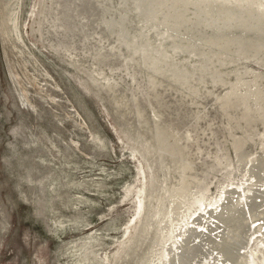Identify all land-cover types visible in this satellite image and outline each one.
I'll return each instance as SVG.
<instances>
[{"label": "rangeland", "instance_id": "rangeland-1", "mask_svg": "<svg viewBox=\"0 0 264 264\" xmlns=\"http://www.w3.org/2000/svg\"><path fill=\"white\" fill-rule=\"evenodd\" d=\"M157 1L144 25L155 21L157 31H163L161 47L167 45L169 58L191 84L202 89L198 92L194 84L190 87L195 89V99L190 94L188 97L187 91H179L168 75L157 76L158 87L149 90L147 69L128 58L131 50L117 32L119 27L129 30L130 36L139 31L138 19L130 11L133 0H0V264H161L159 256L166 253L163 246L175 247L182 239L181 230L195 227L209 233V227L217 222L213 214L219 207L212 216L210 211L216 208L214 201L220 195L226 194L228 198L222 200L235 204L234 195L237 191L241 194L248 183L251 197L264 189V170L256 173L250 166L260 156L264 162V120L242 134L241 126L227 122L237 119V111L231 112L235 118L225 117L216 100L226 90L240 95L244 92V98L238 96L239 106L247 101L251 106L264 103V86L259 85V81L264 82V47L257 52L237 48L236 40L246 37L251 29L238 28L234 22V30L225 28L223 14L214 4H208L207 12L216 18L208 19L205 12V21L197 19L201 5L195 6L200 10L192 12V6L187 12L185 0H175L174 4ZM253 1L235 0L244 4ZM180 11L188 14L181 12V17ZM124 13L128 19L122 21ZM111 18L116 24L114 33L105 31V22ZM198 24L201 29H196ZM126 41L131 47L128 37ZM216 44L220 51H216ZM248 69L250 75L254 73L252 80ZM152 90L161 97L152 96ZM239 106L237 110L242 108ZM155 122L164 124L174 135L172 140L183 148V164L189 167L184 171L185 183L191 191L185 201L191 206L182 207L188 217L184 227L174 224L172 231L167 226L154 241L151 230L156 229L160 217H172L171 201L183 197L173 192L181 180L171 154L165 153L163 162L158 157ZM236 138L243 141L240 149L232 142ZM228 188V192L237 190L227 194ZM257 197L253 198L258 202ZM250 228L242 253L251 258L249 264H259L264 259V224L252 221ZM142 251L147 254L145 261L140 259ZM218 256L208 253L197 264H221Z\"/></svg>", "mask_w": 264, "mask_h": 264}, {"label": "bare ground", "instance_id": "bare-ground-1", "mask_svg": "<svg viewBox=\"0 0 264 264\" xmlns=\"http://www.w3.org/2000/svg\"><path fill=\"white\" fill-rule=\"evenodd\" d=\"M125 1H127V0H125ZM131 2H132V0H130ZM134 2L131 4V8H130V11L132 12V14L133 15H135V17H136V19H138L137 20V23L140 25V28H139V31L137 32V34H135L134 36H130L129 34H128V32H129V30L126 32L125 31V29L123 30V28L121 29L120 27H119V30H118V32H117V34H118V36H119V38L121 37V35L125 38L124 39V42L126 43V45H127V47L128 48H130V50H131V55H130V57H128V58H130V60H132V62H134V64H136L137 66H139V67H142V68H144V69H147V83L149 84V86H147L148 88H149V90H151V89H154V87L157 85V83H158V78L159 77H157V76H167V78H169L172 82H175L180 88H179V91H181L182 92V89L183 90H185V92L187 91L188 92V97H189V94H190V97L191 98H193V99H195V98H197V97H195L194 98V96H193V94H194V90H192V88H190L193 84H194V82H193V84H191L190 82H189V78H187L186 77V74L185 73H181V71L179 70V68L180 67H178V64L175 62H173L170 58H169V56L170 55H168V52L167 51H165V49H167L166 47H167V45H166V47L165 48H163V46L161 47V44L160 43H162L161 42V39L164 37L163 36V31L162 32H158L157 31V25H156V23H155V18H151V21H154V22H152V23H148V24H145L144 25V20H145V16L146 15H148V17H149V15H150V10H153L154 8H156L155 7V4H157V3H159L157 0H137V1H135V0H133ZM161 1H163V0H161ZM165 1V0H164ZM166 1H168V4L170 3V4H174L173 2L175 1V0H166ZM176 1H178V0H176ZM175 1V2H176ZM183 1V0H182ZM187 3L186 4H188L185 8H186V10L185 11H187V9H190V8H192V6L193 7H195V6H198V5H201L200 7H201V10H200V7H195L193 10H191L192 12H195L196 10H200L199 11V15H198V18L197 19H199L200 18V20H202V18L204 19L205 17H203V15L205 16V12H207V9H209L208 8V4H214V5H216V7H215V9L217 10V12L218 11H220L222 14H223V16H221V19H222V17H224V26H225V28H227V29H231V26L232 25H234L233 24V22L234 23H236L235 25H236V27H238V28H250L251 29V32H247V36L246 37H243V38H241V39H237V37H236V41H237V43H238V46H237V48H241V49H245V50H247V51H252V50H254L255 52H257V50L258 49H260V48H263L264 47V0H254L253 2H250V3H246V4H244V3H237V2H235V0H198V1H196V2H194L193 3V0H185ZM200 1H201V3H200ZM130 2V3H131ZM179 2V1H178ZM129 3V4H130ZM178 4V3H177ZM144 5V8L142 7ZM163 5V4H162ZM167 5V4H166ZM130 6V5H129ZM169 6V5H168ZM168 6H166V7H168ZM173 6L174 5H172V9L174 10V8H175V6H176V4H175V6H174V8H173ZM181 6V5H180ZM160 7V6H159ZM183 7V6H182ZM125 8V7H124ZM179 8H181V7H179ZM196 8H198V9H196ZM155 10V9H154ZM157 10V9H156ZM165 10V9H164ZM180 10V9H179ZM182 10H184V8L182 9ZM125 11H127L126 13H128L129 11L126 9ZM161 11H162V8H161ZM177 11V10H176ZM102 12V11H101ZM169 12V11H168ZM183 13V15L184 16H186V14H188V13H186V14H184L185 12H183V11H180V13ZM188 12V11H187ZM190 12V11H189ZM213 12V11H212ZM216 12V13H217ZM220 12H218V13H220ZM161 13V12H160ZM164 13V12H163ZM170 13V12H169ZM173 13V12H172ZM179 13V12H178ZM178 13H177V15H178ZM182 13L181 14H179L180 16L182 15ZM202 13V14H201ZM208 14V19H210V20H214L215 18H216V15L214 16L213 15V13L212 14H210V11H208L207 12ZM67 14V13H66ZM154 14H155V12H154ZM244 14H246L245 16V18L243 17V15ZM163 15V14H162ZM161 15V16H162ZM166 15V14H165ZM164 15V16H165ZM170 15V14H169ZM176 15V16H177ZM178 15V16H179ZM193 15H194V13H193ZM195 15H196V13H195ZM154 16V15H153ZM172 16H173V14H172ZM175 16V15H174ZM188 16H190V15H188ZM187 16V17H188ZM171 17V16H170ZM182 17V16H181ZM194 17V16H193ZM193 17L191 18V19H193ZM159 18H161V17H159ZM183 18H185V17H183ZM207 18V17H206ZM205 18V19H206ZM112 19V20H111ZM111 19H109V20H107L106 22H105V26H106V29H105V31H110V33H112L113 32V27H115L116 26V24L113 22L114 20H113V18H111ZM122 21L123 20H125V19H128L127 18V15L124 13L123 14V16H122ZM154 19V20H153ZM158 19V18H157ZM163 19H164V17H163ZM190 19V20H191ZM195 19V18H194ZM196 19V20H197ZM246 19H247V21H246ZM250 19V20H249ZM104 20V19H103ZM160 20V19H159ZM158 20V21H159ZM167 20V19H166ZM176 20H177V18H176ZM162 21V20H161ZM161 21H159V22H161ZM192 21V20H191ZM205 21H207V19L205 20ZM212 21H211V23H212ZM219 21V20H218ZM251 21H252V23H251ZM116 22V21H115ZM164 22V21H163ZM176 22V21H175ZM183 22V21H182ZM186 22V21H185ZM193 22V21H192ZM202 22V21H201ZM210 22V21H209ZM228 22V23H227ZM120 23V22H119ZM162 23V22H161ZM168 23V22H167ZM200 23V22H199ZM203 23V22H202ZM216 23H217V21H216ZM220 23H222V22H220ZM173 24V23H172ZM190 24V23H189ZM206 24V23H205ZM115 25V26H114ZM123 25V24H122ZM159 25V24H158ZM169 25V24H168ZM171 25V24H170ZM191 25V24H190ZM189 25V26H190ZM194 25V24H193ZM202 25V24H201ZM212 25H213V23H212ZM217 25H218V23H217ZM163 26V25H162ZM179 26V25H178ZM184 27H185V24L183 25ZM188 26V25H187ZM195 26V25H194ZM197 26V25H196ZM198 26H199V24H198ZM219 26V25H218ZM165 27H166V25H165ZM173 27V26H172ZM182 27V26H181ZM191 27V26H190ZM193 27V26H192ZM192 27H191V29H192ZM200 27V28H199ZM199 27H197L196 29H201V26H199ZM206 27V26H205ZM209 27V26H208ZM216 27V26H215ZM215 27H214V29H215ZM220 27V26H219ZM118 28V27H117ZM116 28V29H117ZM212 28V27H211ZM218 28V27H217ZM223 28V27H222ZM104 29V28H103ZM167 29H169L168 28V26H167ZM195 29V28H194ZM203 29V28H202ZM236 29V28H235ZM159 30V29H158ZM161 30V29H160ZM163 30H164V28H163ZM193 30V29H192ZM204 30V29H203ZM212 30H213V28H212ZM219 30V29H218ZM232 30H234V29H231L230 31H232ZM152 31H154V33L152 32ZM165 31V30H164ZM183 31V30H182ZM182 31H181V33H182ZM186 31H187V29H186ZM208 30H206L205 31V33L207 32ZM228 31V30H227ZM240 31V30H239ZM238 30H237V32H239ZM115 32V33H116ZM169 32V31H168ZM188 32V31H187ZM200 32V31H199ZM204 32V31H203ZM211 32V31H210ZM220 32V31H219ZM236 32V31H235ZM114 33V32H113ZM132 33V32H131ZM166 34H167V32H165ZM197 33V32H196ZM202 33V32H201ZM200 33V34H201ZM218 33V32H217ZM244 33V32H243ZM165 34V35H166ZM169 34V33H168ZM174 34V33H173ZM188 34H189V32H188ZM191 34H192V32H191ZM214 34H216L215 32H214ZM222 34V33H221ZM226 34V33H225ZM235 34V33H234ZM240 34L241 33H239V36H240ZM149 35H151L150 37H149ZM198 35H199V33H198ZM204 34H202V36H203ZM206 35H207V33H206ZM210 35V34H209ZM213 35V34H212ZM217 35V34H216ZM219 35V34H218ZM229 35V34H228ZM246 35V34H245ZM174 36V35H173ZM172 36V37H173ZM180 36V35H179ZM230 36H231V34H230ZM244 36V35H243ZM128 37V42L130 43V45H131V47L129 46V44L127 43V41H126V38ZM171 37V38H172ZM192 37H193V35H192ZM197 37V36H196ZM199 37V36H198ZM222 37V36H221ZM220 37V38H221ZM234 37H235V35H234ZM242 37V36H241ZM131 38V39H130ZM180 38H182V36L180 37ZM185 38V37H184ZM206 38H208V37H206ZM211 38V37H210ZM175 39V38H174ZM197 39V38H196ZM195 39V37H194V40H196ZM235 39V38H234ZM234 39H232V40H234ZM167 40V39H166ZM171 40V39H170ZM192 40V39H191ZM198 40V39H197ZM200 40V39H199ZM203 40V39H202ZM218 40V39H217ZM225 40V39H224ZM223 39H222V41H224ZM229 40V39H228ZM231 40V39H230ZM171 41H174V40H171ZM190 41V40H189ZM193 41V40H192ZM204 41V40H203ZM214 41V40H213ZM81 42V41H80ZM163 42H164V40H163ZM175 42H176V40H175ZM179 41H177L176 43H178ZM197 42V41H196ZM196 42H195V44H196ZM208 42V41H207ZM209 42H210V40H209ZM234 42V41H233ZM172 44H173V42H171ZM181 44H184L185 42H180ZM179 43V44H180ZM189 43V42H188ZM200 43V42H199ZM216 43H218V42H216ZM121 44V41H120V43L118 44V45H120ZM180 44V45H181ZM190 44H194V43H191L190 42ZM207 44V43H206ZM204 45V47L205 46H207V47H209L208 45ZM210 44V43H209ZM212 44V43H211ZM199 45V44H198ZM202 45V44H201ZM203 45L201 46V47H203ZM215 45V44H214ZM233 45V44H232ZM231 45V46H232ZM171 46H173V45H171ZM171 46H169V47H171ZM176 47H177V45H175ZM179 46V45H178ZM184 46V45H183ZM213 46V45H212ZM216 46H217V44H216ZM219 46H222V45H219ZM226 46V45H225ZM235 46V45H234ZM187 47V46H186ZM192 47V46H191ZM195 47V46H194ZM197 48L196 49H198V47L199 46H196ZM215 46H213V48H214ZM223 47V46H222ZM183 48V47H182ZM210 48V47H209ZM212 48V49H213ZM217 48H218V46H217ZM216 48V49H217ZM224 48V47H223ZM229 48H231V47H229ZM236 47H235V49H237ZM171 49V48H170ZM172 49H173V47H172ZM181 49V48H180ZM193 49V48H192ZM227 49V48H226ZM264 49V48H263ZM112 50V49H111ZM168 50V49H167ZM211 50V49H210ZM214 50V49H213ZM225 50V49H224ZM230 50V49H229ZM175 51V50H174ZM181 51H182V49H181ZM180 51V52H181ZM198 51V54L200 55V51L199 50H197ZM196 51V52H197ZM208 52H209V50H207ZM216 51H220L219 50V48H218V50H216ZM222 51V50H221ZM235 51V50H234ZM242 50H240L239 52H241ZM244 51V50H243ZM260 51H261V49H260ZM177 52H178V50H177ZM188 52V51H187ZM186 52V53H187ZM206 52V51H205ZM227 52V51H226ZM233 52V51H232ZM238 52V53H239ZM262 53L264 52V50L263 51H261ZM140 53V54H139ZM171 53V52H170ZM183 53V52H182ZM185 53V52H184ZM222 53V52H221ZM223 53H224V51H223ZM254 53V52H253ZM172 54V53H171ZM190 54V53H189ZM192 54V53H191ZM195 54V53H194ZM204 54V53H203ZM217 54H218V52H217ZM226 54V53H225ZM231 54V53H230ZM233 54V53H232ZM249 54V53H248ZM260 54V53H259ZM138 55V57H136ZM173 55V54H172ZM171 55V56H172ZM186 55H188V54H186ZM185 55V56H186ZM209 55V54H208ZM234 55V54H233ZM233 55H232V57H233ZM242 55H243V53H242ZM250 55V54H249ZM255 55H256V53H255ZM176 56V55H175ZM174 56V57H175ZM190 56V55H189ZM206 56V55H205ZM204 56V57H205ZM210 56V55H209ZM215 56V55H214ZM218 56V55H217ZM235 57H236V55H234ZM261 56V55H260ZM177 57V56H176ZM175 57V58H176ZM191 57V56H190ZM189 57V58H190ZM226 57V56H225ZM228 57V56H227ZM230 57V56H229ZM228 57V58H229ZM231 57V58H232ZM234 57V58H235ZM255 57V56H254ZM128 58H127V60H128ZM136 58V59H135ZM173 58V57H172ZM198 57H196V59H197ZM216 58V57H215ZM221 58V57H220ZM233 58V59H234ZM236 58H241V57H236ZM235 58V59H236ZM257 58H258V56H257ZM264 57L262 56V59H263ZM195 59V60H196ZM208 59V58H207ZM225 59V58H224ZM247 59V58H246ZM129 60V61H130ZM178 59H176L175 61H177ZM188 60V59H187ZM190 60H191V58H190ZM202 60V59H201ZM212 60V59H211ZM215 60V59H214ZM243 60V59H242ZM251 60V59H250ZM256 60V59H255ZM179 61V60H178ZM184 61H186V60H184ZM213 61V60H212ZM226 61V60H225ZM227 61H228V59H227ZM229 61H230V59H229ZM237 61H238V59H237ZM244 61V60H243ZM245 61H247V60H245ZM249 61V60H248ZM260 61V60H259ZM186 62H188V61H186ZM185 62V63H186ZM189 62H191V61H189ZM188 62V63H189ZM202 62V61H201ZM207 62V61H206ZM220 62V61H219ZM236 62V61H235ZM179 63V62H178ZM180 63H182V62H180ZM179 63V65H181ZM194 63V62H193ZM214 63V62H213ZM220 63H222V62H220ZM233 63V62H232ZM238 63V62H237ZM243 63V62H242ZM259 63V62H258ZM262 63V62H261ZM192 64V63H191ZM200 64V63H199ZM207 64V63H206ZM225 64V63H224ZM228 64V63H227ZM190 65V64H189ZM194 65H196V64H194ZM194 65H191V66H194ZM211 65H213V67H216V66H214V64H211ZM215 65H216V63H215ZM236 65V64H235ZM234 65V66H235ZM238 65H239V63H238ZM237 65V66H238ZM168 66H169V68H168ZM182 66H184V65H182ZM191 66H190V68H191ZM208 66V65H207ZM219 66V65H218ZM221 66V65H220ZM223 66V65H222ZM228 66V65H227ZM226 66V67H227ZM230 66V65H229ZM228 66V67H229ZM231 66H232V64H231ZM230 66V67H231ZM234 66H232V67H234ZM167 67V68H166ZM186 67H189V66H187V64H186ZM186 67L184 68V69H186ZM196 67V66H195ZM204 67V66H203ZM206 67V66H205ZM209 67V66H208ZM225 67V66H224ZM199 68H200V66H199ZM210 68H212L211 66H210ZM219 68V67H218ZM238 69H239V66L237 67ZM242 68H245V67H243V66H241V68L240 69H242ZM192 69V68H191ZM198 69V68H197ZM201 69H203V68H201ZM205 69V68H204ZM203 69V70H204ZM214 69V68H213ZM220 69V68H219ZM222 69V68H221ZM183 70V69H182ZM193 70H194V68H193ZM200 70V69H199ZM206 70V69H205ZM217 70V69H216ZM231 70H233V69H231ZM245 69H243V71H244ZM192 71V70H191ZM195 71V70H194ZM242 71V72H243ZM246 71H248V73H249V75H250V70L248 69V70H246ZM253 71V70H252ZM169 72H171V73H169ZM187 72H188V70H187ZM196 72V71H195ZM211 72V71H210ZM234 72H235V70H234ZM239 72H241V71H239ZM241 72V73H242ZM256 72V71H255ZM190 73V72H189ZM199 73V72H198ZM205 73V72H204ZM218 73V72H217ZM241 73H240V75H241ZM244 73V72H243ZM242 73V74H243ZM248 73L246 74V75H248ZM260 73H262V72H260ZM197 73H195V75H196ZM229 74V73H228ZM252 74H254V73H251V75ZM257 75H258V73H256ZM188 75H190V74H188ZM205 75V74H204ZM220 75V74H219ZM226 75V74H225ZM237 75H239V73L237 74ZM237 75H236V77H237ZM250 75V76H251ZM260 75V74H259ZM263 75V74H262ZM208 76V75H207ZM213 76H214V74H213ZM242 76V75H241ZM243 76H245V75H243ZM156 77H157V79H156ZM192 78H193V76H191ZM203 77V76H202ZM201 77V78H202ZM206 77V76H205ZM226 77V76H225ZM252 77L253 76H251V78H249V79H251L252 80ZM261 77V76H260ZM191 78V79H192ZM195 78H196V76H195ZM214 78V77H213ZM228 78H229V76H228ZM240 78V77H239ZM243 78V77H242ZM259 78V77H258ZM197 79V78H196ZM208 79V78H207ZM226 79H227V77H226ZM232 79H233V77H232ZM248 79V80H249ZM256 79V78H255ZM261 79H264V78H261ZM260 79V80H261ZM194 80V79H193ZM201 80H203V79H201ZM220 80V79H219ZM225 80V79H224ZM224 80H222V81H224ZM241 80V79H240ZM239 80V81H240ZM171 81H169V82H171ZM192 81V80H191ZM221 81V80H220ZM226 81V80H225ZM236 81V78H235V80H234V82ZM242 81V80H241ZM244 81H246L245 79H244ZM197 82H199V81H197ZM211 82H213V80L211 81ZM214 82H215V80H214ZM233 82V81H232ZM251 82V81H250ZM253 82H254V80H253ZM253 82H252V84H253ZM256 82H258L257 80H256ZM256 82H255V84H256ZM163 83V82H162ZM203 83V82H202ZM224 83V82H223ZM227 83V82H226ZM231 83V81L229 82V84ZM249 83V82H248ZM264 83V82H263ZM262 83V84H263ZM147 84V85H148ZM196 84V83H195ZM193 85L194 87L195 86H199V84L198 85ZM208 84H210V83H208ZM217 84H219V83H217ZM221 84V83H220ZM238 84V81H237V83H236V85ZM242 84V83H241ZM261 83H260V81H259V85H261V87L262 86H264V84L262 85ZM200 85H202V84H200ZM207 85V84H206ZM212 85V84H211ZM227 85V84H226ZM232 85V84H231ZM235 85V86H236ZM239 85H240V83H239ZM245 85H247V84H245ZM192 86V87H193ZM213 86V85H212ZM223 86V85H222ZM230 86V85H229ZM238 86V85H237ZM241 86V85H240ZM244 85H242V87H243ZM257 85H255L254 87H256ZM111 87V86H110ZM156 87H158V86H156ZM193 87V88H194ZM239 87V86H238ZM237 87V88H238ZM246 86H244V88H245ZM251 87V86H250ZM253 86H252V88H254ZM258 88H259V86H257ZM256 87V88H257ZM195 88H198V87H195ZM205 88V87H204ZM213 88V87H212ZM228 88H230V87H228ZM236 88V89H237ZM240 88V87H239ZM247 88V87H246ZM257 88V89H258ZM199 90H198V92L200 91V89L201 88H198ZM231 89V91L233 92V89L232 88H230ZM250 88H248L247 90H249ZM256 89V90H257ZM202 90V89H201ZM208 90V89H207ZM229 90V89H228ZM235 90V89H234ZM253 90V89H252ZM260 90V89H259ZM264 90V89H263ZM262 90V91H263ZM153 91V90H152ZM151 91V92H152ZM209 91V90H208ZM235 91H237V90H235ZM243 91H245V90H243ZM242 91V92H243ZM251 90H249V93L251 94V92H250ZM261 91V92H262ZM150 92V94L152 95V96H154V97H156L157 99H159V97H161V96H159L157 93H155L154 91V94H153V92L151 93ZM157 92V91H156ZM204 92V91H203ZM202 92V93H203ZM210 92V91H209ZM228 92V91H227ZM226 92V90H225V93L221 96V97H219V98H217L216 100H219V104L221 105V108L220 109H222V113H223V115L226 117V116H231V117H234L232 114H231V112L232 111H237L236 112V116H237V119L236 120H232V119H227V122H229L228 124H233V126H237L238 127V125L239 126H241V128H242V134H244L245 132H246V130L247 129H250V131L251 130H253L251 127L252 126H254V124L256 123V122H258V121H262V120H264V103H262V104H258V105H256L255 103V105H253V106H251V105H247L248 104V101L246 102V104L242 107L241 105V107L242 108H240V110H237V106H239V101H241V100H239L240 98L238 97V96H241V97H243L245 94H244V92H243V94H238L237 92V94H233V93H227ZM230 92V91H229ZM240 92V91H239ZM246 92H248V91H246ZM193 93V94H192ZM206 93V92H205ZM235 93V92H234ZM257 93V92H256ZM263 93V92H262ZM162 94V93H161ZM182 94V93H181ZM184 94H186V93H184ZM198 94V93H197ZM196 94V95H197ZM204 94V93H203ZM203 94H201L200 95V97L203 95ZM249 94V95H250ZM187 95V94H186ZM192 95V96H191ZM205 95V94H204ZM203 95V96H204ZM207 95V94H206ZM212 95V94H211ZM215 95H217V94H215ZM256 95V94H255ZM261 95V94H260ZM264 95V94H263ZM263 95H262V97H263ZM257 96V95H256ZM199 97V96H198ZM218 97V96H217ZM251 97H253V95H251ZM262 97H260L259 99H261ZM203 98V97H202ZM212 98V97H211ZM239 98V99H238ZM244 98V97H243ZM264 98V97H263ZM161 99V98H160ZM190 99V98H189ZM247 99V98H246ZM252 99V98H251ZM258 99V98H257ZM257 99H255V100H257ZM190 100H192V99H190ZM202 100V99H201ZM245 100V99H244ZM243 100V101H244ZM264 100V99H263ZM160 101V100H159ZM194 102H195V100H194ZM249 102H251V100L249 101ZM256 102H258V100L256 101ZM264 102V101H263ZM243 102H241V104H242ZM163 104V103H162ZM250 104V103H249ZM253 104V103H252ZM139 104H137L136 103V108H138L139 109V106H138ZM166 106V105H165ZM239 106V107H240ZM141 110V109H140ZM139 111V110H138ZM141 112V111H140ZM142 114V113H141ZM256 114V115H255ZM139 115V114H138ZM157 116V115H156ZM194 117V116H193ZM201 117V116H200ZM199 117V118H200ZM141 118V117H140ZM139 118V119H140ZM235 118V117H234ZM224 119V118H223ZM157 120H159V119H157ZM225 121H226V119H224ZM141 122V121H140ZM142 123H143V121H142ZM260 123V122H259ZM256 125V124H255ZM259 125V124H258ZM263 125V124H262ZM145 126V125H144ZM255 129V128H254ZM257 130V129H256ZM255 130V131H256ZM254 132V131H253ZM153 133H154V137L156 138L155 139V141L157 142V144H158V146H157V154H158V157H159V159H160V161L161 162H163L164 161V156L166 157V155L168 154H171V159L174 161V162H172V164H173V167L175 166L176 168H177V172L176 173H178L177 175H180V180H181V183H180V185H179V187L177 188V189H175V190H173V192L174 191H176L177 193H180L183 197L182 198H180V199H177L176 197V199H174V200H172L171 201V204H172V206H171V216L172 217H168V216H162V217H160V219H159V221H158V224H157V226H156V229L154 230H151L152 232L151 233H153L154 234V236H151V240H159L160 239V237H161V232H163V230H165L166 228H167V226L169 227V229L170 230H174L173 229V227H174V224H175V227H176V225L178 226V225H182V227H184V224H182V223H185L187 220H188V217H187V215L185 214L184 215V208H182L183 206L185 207H189V206H191V204H189L187 201H185V199H187L188 197H187V193H190L191 194V191H189L188 192V189H187V185H186V183H185V178H187V175L186 174H184V171H186L187 169H189V167L188 166H184V164H183V155H182V150H183V148L182 147H180L179 145H177L176 143H175V141L174 140H172L173 139V137H174V135L173 134H170L167 130H166V126L164 125V124H160V123H156L155 122V124H154V128H153ZM247 133V132H246ZM252 135V134H251ZM240 136V135H239ZM250 136V135H249ZM255 136V135H254ZM241 137H243V136H241ZM240 137V138H241ZM248 136H246V137H244V138H247ZM260 141V140H259ZM233 143H235L236 144V148L237 149H240V148H242V146L244 145L243 144V141H240V140H238L237 138L235 139V141H232ZM253 142V141H252ZM262 142V141H261ZM247 144V143H246ZM263 145H264V141H263ZM264 147V146H263ZM262 148V147H261ZM241 151V150H240ZM165 153H166V155H165ZM238 153V152H237ZM247 153H249V152H247ZM239 154V153H238ZM244 154V153H243ZM246 154V153H245ZM240 155V154H239ZM239 155H237L238 157H239ZM249 155H250V153H249ZM251 155H253V154H251ZM263 155H264V151H263ZM240 156H242V153H241V155ZM244 156V155H243ZM255 156V155H254ZM244 157H246V159H248L247 158V156L245 155ZM249 157V156H248ZM252 158H253V156H252ZM239 159V158H238ZM240 159H241V157H240ZM243 159V158H242ZM250 159H251V157H250ZM250 159H249V162H250ZM254 159V158H253ZM264 159V158H263ZM171 160V161H172ZM252 160V159H251ZM258 160V161H257ZM255 162H256V164L254 163V165H251L250 164V166L252 167V166H254L255 167V169H256V173L258 172V171H260V169H262V170H264L263 168H264V162L263 161H260V160H262V158H261V156H260V158L259 159H257ZM186 161V160H185ZM242 161V160H241ZM246 161V160H245ZM252 161H254V160H252ZM167 162V161H166ZM239 162V161H238ZM242 162H244V161H242ZM169 164V163H168ZM252 164H253V162H252ZM241 165L242 166H244V164H242L241 163ZM167 166V165H166ZM241 166V167H242ZM246 166V165H245ZM249 166V167H250ZM174 167V168H175ZM253 167V168H254ZM175 168V169H176ZM216 169V168H215ZM243 169L244 168H242L241 170L243 171ZM250 168H248L247 169V171H248V173H249V175L251 176V175H254V174H252V172L250 173V170H249ZM211 171V170H210ZM255 171V170H254ZM260 173V172H259ZM257 175V174H256ZM261 176V175H260ZM251 177H253V176H251ZM254 177H256V176H254ZM256 178H258V176L256 177ZM260 179H261V177H260ZM263 179V178H262ZM253 180V179H252ZM256 182V181H255ZM260 182V181H259ZM264 183V182H263ZM263 183H261V185L263 184ZM249 185V183L247 184V186H245V187H243L242 188V190H241V194L240 193H238V191H237V194L236 195H234L235 197H236V199H235V204H232L231 202H230V199L229 200H222V198L221 197H224V198H228V197H226L225 195L226 194H222V195H220V198H218L216 201H214V203L216 204V208H214L212 211H210V215L212 216V212L213 211H215V209L217 210V208L219 207V210L216 212V213H214L213 214V217H215L216 218V220H217V222H214V226H213V228H210L209 227V233H205V232H199V230H197V228H186L187 230H181V237H182V239L179 241V240H177L176 242H175V247H173L172 245H169V244H167V245H164L163 247H164V250L166 249V253H165V251H164V254H162V255H160L159 256V258H160V262H161V264H197V262H199L202 258H204V257H207L208 256V253H213V252H216L219 256V261H220V263L221 264H245V258H246V260H247V264H249L250 263V261H251V258L250 257H248L247 256V254H243L242 252H244L243 251V243H244V241H245V237H246V234L249 232V228H250V222H252V221H259V223L260 224H264V202H262V201H264V189H262V188H260L261 189V192H259L260 191V189L259 188H257L256 187V189H259V191H257V192H259V194L257 193V195L256 194H253V193H251V194H253L252 195V197L250 196V195H248V191L250 190L249 188H251V187H249L248 186ZM258 185H259V183H258ZM251 186V185H250ZM254 186H255V183H254ZM253 186V187H254ZM252 187V188H253ZM260 187V186H259ZM261 187H263V186H261ZM225 189V188H224ZM223 189V191H225L226 192V190H224ZM228 190H229V188L227 189V194L228 193H234V192H236V190H237V188L235 189V188H232V190L230 191V192H228ZM247 190V191H246ZM223 191H222V193H223ZM246 191V192H245ZM248 192V193H247ZM254 193H255V191H254ZM192 194H194L193 192H192ZM190 196H192V195H190ZM230 196V195H229ZM258 196V197H257ZM187 197V198H186ZM259 198V199H257L258 200V202L257 201H255L254 200V198ZM231 198V197H230ZM238 198V199H237ZM253 198V199H252ZM233 199V198H232ZM249 199V200H248ZM239 203V204H238ZM241 203V204H240ZM242 205V206H237V205ZM245 206V207H244ZM245 208V209H244ZM159 218V217H158ZM172 218V219H171ZM169 219H171V221L170 222H168V220ZM183 219H184V221H183ZM195 219H193L192 220V222L194 221ZM215 220V221H216ZM134 221V220H133ZM220 223V224H219ZM131 224V223H130ZM134 224V223H133ZM219 224V225H218ZM218 227H220L219 229H217V232H215L214 231V233L212 232L213 231V229H216V228H218ZM251 229V228H250ZM211 232L213 233V234H211ZM177 233H180V232H177ZM203 235H205V236H203ZM204 237L203 239L202 238H200V237ZM158 237V238H157ZM217 237V238H216ZM136 239H137V236H136ZM249 240H251V239H249ZM153 241V242H154ZM203 241V242H202ZM178 242V243H177ZM145 245H147V242L145 243ZM144 245V246H145ZM169 245V246H168ZM241 247H242V249H241ZM146 248V247H145ZM144 251V250H143ZM142 251V252H143ZM254 254V253H253ZM258 256V255H257ZM141 257L142 258H140L142 261L144 260H146V257H147V254L145 253V252H143L142 254H141ZM253 257V256H252ZM249 258V259H248ZM253 261H255V257H253ZM138 263L140 264V262L138 261ZM143 263V262H142ZM150 264H153L152 262H150ZM156 264V263H155ZM160 264V263H159ZM256 264H258V263H256ZM259 264H264V259L263 260H260L259 261Z\"/></svg>", "mask_w": 264, "mask_h": 264}]
</instances>
